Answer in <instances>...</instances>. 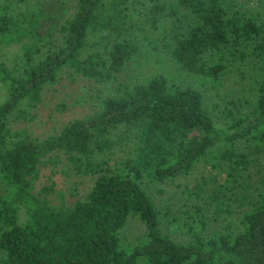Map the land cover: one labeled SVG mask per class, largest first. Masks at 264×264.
Instances as JSON below:
<instances>
[{
    "label": "trees",
    "instance_id": "16d2710c",
    "mask_svg": "<svg viewBox=\"0 0 264 264\" xmlns=\"http://www.w3.org/2000/svg\"><path fill=\"white\" fill-rule=\"evenodd\" d=\"M63 75L88 112L15 129ZM0 86V264H264V8L0 0ZM61 155L91 182L74 200L38 189Z\"/></svg>",
    "mask_w": 264,
    "mask_h": 264
},
{
    "label": "rangeland",
    "instance_id": "374dc122",
    "mask_svg": "<svg viewBox=\"0 0 264 264\" xmlns=\"http://www.w3.org/2000/svg\"><path fill=\"white\" fill-rule=\"evenodd\" d=\"M246 2L251 9L257 10L264 8V0H238ZM263 6V7H261ZM83 81L81 79L72 80L63 75L59 81L51 88L44 91L42 101L33 109V116L28 120H12L11 124L15 129L27 128L31 134L44 138L45 136L58 132L63 123L70 119L81 117L86 111L88 112L90 104H80V94H83ZM85 89V88H84ZM2 92L0 86V93ZM225 93H227L225 91ZM215 96L210 95V101ZM89 100V97H88ZM55 164L49 162L42 166V176L38 184V189L55 184V192L51 197L56 201L57 198L65 196L67 199H76L87 192L91 184L89 179L79 177L75 173L69 176L64 169L67 166L65 155L54 156ZM208 174L204 167L200 165L193 176L186 179L194 183L201 175ZM169 191L177 189L174 182L167 185ZM148 189L157 197L159 201L165 202L172 193L157 194L156 187L149 186ZM124 240L127 243H138L146 235V227L138 218H132L124 229Z\"/></svg>",
    "mask_w": 264,
    "mask_h": 264
}]
</instances>
